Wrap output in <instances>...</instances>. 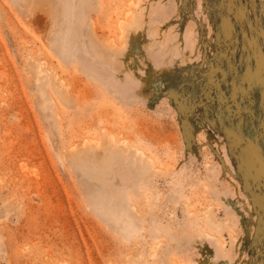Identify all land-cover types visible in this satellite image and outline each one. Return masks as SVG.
Segmentation results:
<instances>
[{
    "label": "rangeland",
    "instance_id": "obj_1",
    "mask_svg": "<svg viewBox=\"0 0 264 264\" xmlns=\"http://www.w3.org/2000/svg\"><path fill=\"white\" fill-rule=\"evenodd\" d=\"M102 142L159 177L172 264H264V0H0V264L139 257L70 158Z\"/></svg>",
    "mask_w": 264,
    "mask_h": 264
},
{
    "label": "crops",
    "instance_id": "obj_2",
    "mask_svg": "<svg viewBox=\"0 0 264 264\" xmlns=\"http://www.w3.org/2000/svg\"><path fill=\"white\" fill-rule=\"evenodd\" d=\"M62 13L59 15L57 12V22ZM70 33L69 29L65 37H68ZM83 56L88 57L92 63L99 60L97 55ZM62 60L66 65H70L71 62L75 65L77 61L79 62L75 55L70 59L63 56ZM91 79L99 82L101 76L97 74L91 76ZM129 150L128 148L122 150L118 144L102 142L71 153L70 158L75 163L77 176L82 180L86 203L94 214L109 225L118 236L129 241L134 238L144 239L142 252L139 253V257L131 258L132 264H139L140 261V264H151L153 260L158 264H172L174 257L182 255L180 254V251H183L182 240L177 233H180V236L183 235L186 231L185 224L176 223L174 219L169 220L166 216L157 217L150 203L144 212H140L133 206L131 198L137 193L149 192L153 201H161L156 185L159 177L154 171H148L150 165L143 159L136 162L138 156ZM117 162L120 164L117 165ZM161 183L164 182L161 180ZM211 225L215 227V223L211 222ZM147 238L151 239L150 241L161 240V245L154 257L148 255Z\"/></svg>",
    "mask_w": 264,
    "mask_h": 264
}]
</instances>
